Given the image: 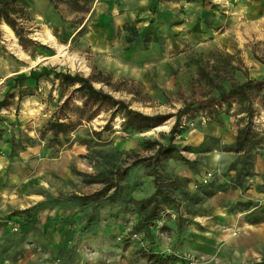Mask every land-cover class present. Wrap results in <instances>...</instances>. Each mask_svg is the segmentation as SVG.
<instances>
[{"label":"rangeland","instance_id":"1","mask_svg":"<svg viewBox=\"0 0 264 264\" xmlns=\"http://www.w3.org/2000/svg\"><path fill=\"white\" fill-rule=\"evenodd\" d=\"M114 1L18 0L36 43L24 48L0 21V98L10 87H34L33 76L52 67L85 74L96 68L124 79L114 93L133 107L167 112L205 93V73L222 87L264 76V16L256 17V37L240 26V39L223 13L209 40L196 34L198 41L176 50L167 49L166 24L155 21L143 33L149 55L133 63L141 42L113 41ZM65 92L40 74L34 94L14 96L0 109V264H155L141 248L172 256L166 264H264V146L251 164L238 160L230 144L240 114L196 115L187 123L174 139L179 150L158 166L159 184L176 205L147 219L142 200L155 190L154 175L134 161L153 150L146 139L167 141L159 131L171 118L139 132L122 129L115 117L111 130L95 134L102 112L61 146H49L38 128ZM254 120L264 129V111Z\"/></svg>","mask_w":264,"mask_h":264},{"label":"trees","instance_id":"2","mask_svg":"<svg viewBox=\"0 0 264 264\" xmlns=\"http://www.w3.org/2000/svg\"><path fill=\"white\" fill-rule=\"evenodd\" d=\"M51 1L54 6H57L56 0ZM72 1L79 2V0ZM25 18L26 10L18 0H0V21L5 22V25L16 35L19 43L27 48V45L34 44L36 41L27 35V29L23 23ZM40 74L49 77L51 82L63 85L66 91L53 112L38 128V135L45 139L49 146H61L68 140L70 132L102 112L106 113L105 122L99 130L93 129L95 134H99L101 130H111L115 117H119L122 129L139 132L161 125L171 118L168 130L159 131L161 135H166L167 141L146 139L145 141L153 146V150L134 161L151 166L154 175L155 190L149 197L142 200L143 205L149 204L147 219L158 215L161 208L176 205L171 191L159 184L158 166L165 158L173 156L179 150V144L174 139L196 115L217 120L221 112L240 114L241 122L237 126L230 149L238 153V160L245 164H251L253 152L264 146V129L262 127L259 129V124L254 120L255 115L264 111V76L248 77L242 81L231 82L228 87H222L213 75L205 73L207 90L200 98L185 102L174 111L147 113L133 107L130 100L114 93V91L122 90L121 82L124 79L114 81L110 73L101 69L93 68L90 73L85 74L78 70H61L52 67L49 71ZM39 75L33 76L36 81L34 87L7 89L4 96L0 98V109L8 106L10 99L14 96L21 98L24 95L34 94ZM20 78L14 77L16 82ZM95 82L101 85L97 86ZM16 84L14 83L12 87ZM103 85H107L108 88ZM212 89H216L217 92L211 93ZM234 107H236L235 111ZM88 197L90 196L84 195V198ZM141 252L155 264H166L170 258L173 259L168 254L146 248H141Z\"/></svg>","mask_w":264,"mask_h":264},{"label":"crops","instance_id":"3","mask_svg":"<svg viewBox=\"0 0 264 264\" xmlns=\"http://www.w3.org/2000/svg\"><path fill=\"white\" fill-rule=\"evenodd\" d=\"M258 9L260 16H256ZM111 10L116 13L110 20L114 28L113 41L141 42V47L136 44L137 49H133L131 55L133 63H141L149 55V48L142 45L143 41H150L143 34L144 29L150 25L156 28L155 21L162 20L168 27L167 49H182L190 41H198V36L200 41L209 40V35L225 19L223 13L230 14L228 29L232 34L244 39L239 27L246 26L256 37V17L264 16V0H235L229 8H225L224 0H116ZM185 30L190 32L186 34Z\"/></svg>","mask_w":264,"mask_h":264},{"label":"built area","instance_id":"4","mask_svg":"<svg viewBox=\"0 0 264 264\" xmlns=\"http://www.w3.org/2000/svg\"><path fill=\"white\" fill-rule=\"evenodd\" d=\"M235 0H224L225 8H229L233 4ZM189 264H192V261L189 262Z\"/></svg>","mask_w":264,"mask_h":264},{"label":"bare ground","instance_id":"5","mask_svg":"<svg viewBox=\"0 0 264 264\" xmlns=\"http://www.w3.org/2000/svg\"><path fill=\"white\" fill-rule=\"evenodd\" d=\"M5 29H6V32L7 34H12V30L8 27V26H5Z\"/></svg>","mask_w":264,"mask_h":264}]
</instances>
